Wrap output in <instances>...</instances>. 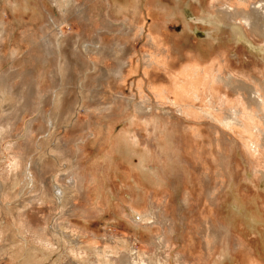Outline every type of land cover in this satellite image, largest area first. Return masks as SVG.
Instances as JSON below:
<instances>
[{"label": "rangeland", "instance_id": "obj_1", "mask_svg": "<svg viewBox=\"0 0 264 264\" xmlns=\"http://www.w3.org/2000/svg\"><path fill=\"white\" fill-rule=\"evenodd\" d=\"M262 1L0 0V264H264Z\"/></svg>", "mask_w": 264, "mask_h": 264}, {"label": "bare ground", "instance_id": "obj_2", "mask_svg": "<svg viewBox=\"0 0 264 264\" xmlns=\"http://www.w3.org/2000/svg\"><path fill=\"white\" fill-rule=\"evenodd\" d=\"M89 2H93V0H88ZM88 6L83 10L82 14L85 15V19L88 20V14H87ZM220 16L225 19V21H230L232 22L233 14L228 12V11H220ZM240 16L243 18L244 22L247 24L248 28L250 31L254 34H257L261 37L264 38V27L260 25L262 22H264V0L262 1L261 4H259V8L256 10V6H253L252 8V13H241ZM90 18V17H89ZM111 26V22H108L106 27ZM111 29V28H110ZM125 29V28H124ZM128 29V28H127ZM128 31V30H127ZM129 32V31H128ZM239 32L243 36V30L240 29ZM101 36L100 33H98V36L94 38L90 43L86 46L85 50L87 54L93 53L94 51L97 52V54L100 53L99 48L102 46L97 45V43L101 42ZM48 43V42H47ZM62 44V43H61ZM57 49L58 52L60 53V48H59V42H57ZM97 45V46H96ZM104 45V44H103ZM61 47V46H60ZM96 49V50H95ZM101 50V49H100ZM46 54L50 55V52L48 53L46 48H45ZM52 52V51H51ZM99 52V53H98ZM106 54V53H105ZM100 55V54H99ZM47 58V57H46ZM45 61V60H44ZM46 62V61H45ZM227 83L231 84L230 78L227 80ZM232 86V85H231ZM242 88L248 89L246 86H241ZM252 94V93H250ZM263 104V103H262Z\"/></svg>", "mask_w": 264, "mask_h": 264}]
</instances>
